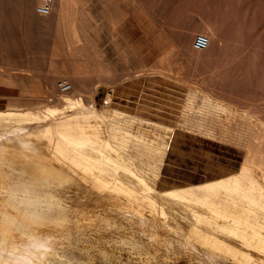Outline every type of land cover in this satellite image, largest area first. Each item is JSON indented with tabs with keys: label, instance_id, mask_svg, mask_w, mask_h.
I'll use <instances>...</instances> for the list:
<instances>
[{
	"label": "bare ground",
	"instance_id": "1",
	"mask_svg": "<svg viewBox=\"0 0 264 264\" xmlns=\"http://www.w3.org/2000/svg\"><path fill=\"white\" fill-rule=\"evenodd\" d=\"M75 2L0 0V19L11 9L19 23L13 34L20 38L24 26L46 27L53 21L61 38L62 28L88 20L73 7ZM141 4L147 7V0ZM211 25L201 24L208 40L203 51L191 48L194 29L179 38L198 61L217 44ZM53 49L57 55L60 46L55 42ZM67 50L75 56L71 46ZM61 74L48 70L39 86L56 104L45 110L15 101L23 97L16 68L0 74V264H264L263 122L250 135L257 147H249L238 170L157 190L174 129L109 107L113 90L97 109L98 86L86 91L85 101L73 94L72 83L55 82ZM59 82L68 90H61ZM193 103L190 96L184 113L193 111ZM199 110L231 112L209 96Z\"/></svg>",
	"mask_w": 264,
	"mask_h": 264
},
{
	"label": "rangeland",
	"instance_id": "2",
	"mask_svg": "<svg viewBox=\"0 0 264 264\" xmlns=\"http://www.w3.org/2000/svg\"><path fill=\"white\" fill-rule=\"evenodd\" d=\"M199 1L147 0L144 7L142 0H76L73 7L88 20L77 19L62 28L61 38L51 21L46 27L24 26L21 39L13 34L17 22L7 9L8 19H0V74L17 69L23 97L15 101L20 104L42 110L56 105L39 86L48 70H61L55 82L63 78L72 83L73 94L85 101L86 91L99 87L94 96L97 109L113 90L109 107L172 127L157 190L219 178L239 169L249 147H257L250 135L264 123V0H213L214 5L212 0ZM204 22H211L213 31L215 26L217 44L208 58L198 61L178 41L196 31L191 38L195 50V37L205 35ZM55 42L60 46L57 55L52 53ZM69 46L75 56L68 54ZM81 68L91 72L75 75ZM190 96L194 109L187 115L184 106ZM205 96L231 112L200 111ZM235 134L241 138L234 139Z\"/></svg>",
	"mask_w": 264,
	"mask_h": 264
},
{
	"label": "built area",
	"instance_id": "3",
	"mask_svg": "<svg viewBox=\"0 0 264 264\" xmlns=\"http://www.w3.org/2000/svg\"><path fill=\"white\" fill-rule=\"evenodd\" d=\"M208 40L206 35L199 34L195 37L193 41V48L199 51H203L207 48ZM58 86L61 90H68V85L65 82H59Z\"/></svg>",
	"mask_w": 264,
	"mask_h": 264
},
{
	"label": "crops",
	"instance_id": "4",
	"mask_svg": "<svg viewBox=\"0 0 264 264\" xmlns=\"http://www.w3.org/2000/svg\"><path fill=\"white\" fill-rule=\"evenodd\" d=\"M115 82V78H114V81H113V83ZM99 88V87H98ZM173 133H174V131H173ZM172 137H173V134H172ZM171 140H172V138H171ZM171 142V141H170ZM169 146H170V144H169ZM168 149H169V147H168ZM168 149H167V151H168ZM167 151H166V154H167ZM166 154H165V157H166ZM165 157H164V159H163V164H162V166H161V169H162V167H163V165H164V160H165ZM161 169H160V174H161ZM160 177V176H159ZM215 179V178H214ZM206 181H208V180H206ZM203 182H205V181H203ZM201 183V182H200ZM188 185H192V184H188ZM184 186H186V185H184ZM176 187H178V186H176Z\"/></svg>",
	"mask_w": 264,
	"mask_h": 264
}]
</instances>
